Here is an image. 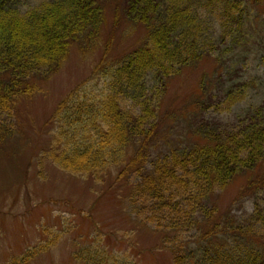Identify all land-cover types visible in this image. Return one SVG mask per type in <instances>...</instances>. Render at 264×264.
Here are the masks:
<instances>
[{
  "label": "trees",
  "instance_id": "trees-1",
  "mask_svg": "<svg viewBox=\"0 0 264 264\" xmlns=\"http://www.w3.org/2000/svg\"><path fill=\"white\" fill-rule=\"evenodd\" d=\"M107 1L0 0V146L14 131L4 115L19 98L41 90L37 76L59 70L77 45L83 53L94 51L88 46L104 28ZM124 1L129 19L145 29L142 43L117 61L104 47L93 70L98 82L78 84L52 114L47 154L72 173L134 178L132 212L148 211L175 233L195 232L192 241L174 247L175 264H264V101L245 107L237 125L199 114L214 100L213 84L222 87L225 70L226 77L235 72L232 51L251 44L253 11L244 0ZM206 58L215 61V75L202 78L183 112L164 110L174 79ZM232 81L228 97L255 82ZM126 100L133 110L123 106ZM180 124L182 136L173 142L164 130ZM160 141L167 150L160 152ZM232 188L230 203L251 197L252 212L238 215L223 206L219 197ZM44 248L12 264L27 263ZM74 257L76 264H122L100 239Z\"/></svg>",
  "mask_w": 264,
  "mask_h": 264
},
{
  "label": "rangeland",
  "instance_id": "rangeland-1",
  "mask_svg": "<svg viewBox=\"0 0 264 264\" xmlns=\"http://www.w3.org/2000/svg\"><path fill=\"white\" fill-rule=\"evenodd\" d=\"M31 1L34 4L38 0ZM244 1L253 11L252 21L247 26L253 39L251 44L232 51L233 75L226 77L225 70L226 82L222 87L213 84L214 100L204 112H199L208 120L237 125L236 119L245 107L264 101V0ZM107 2L104 28L88 46L94 51L83 53L77 45L59 70L48 77L37 76L41 85L39 92L19 98L14 108L4 115L14 131L0 146V264H12L16 257L44 245L43 251L21 264H76L77 249L98 239L122 264H175L174 247L181 241L194 239L195 232L175 233L165 223L150 219L148 211L146 216L131 211L135 206L128 192L134 178L125 182L117 181L109 172L100 179L72 173L47 154L54 140V129L49 124L52 114L78 84L90 80L91 87L98 82L93 70L104 47L109 45L110 57L117 61L142 43L145 36L144 27L127 16L124 0ZM215 65L213 59L206 58L178 75L165 95L164 110L181 107L183 112L194 101L188 96L193 90L200 92L199 83L204 76L214 74ZM232 77L236 82H255L245 92L228 97ZM102 83L100 81L99 88ZM122 104L131 110L135 108L127 100ZM183 126L180 124L175 130L166 127L164 131L171 141L177 142ZM159 144L160 152L169 147L163 141ZM236 192L235 188L223 191L219 197L223 206L238 215L252 212L255 204L251 197L230 203L236 199L233 197ZM259 197L264 207V193ZM140 205L141 201L137 208ZM177 238L179 241H175Z\"/></svg>",
  "mask_w": 264,
  "mask_h": 264
}]
</instances>
